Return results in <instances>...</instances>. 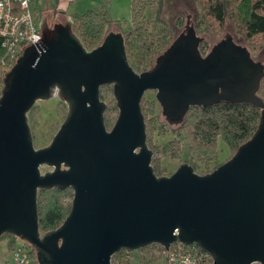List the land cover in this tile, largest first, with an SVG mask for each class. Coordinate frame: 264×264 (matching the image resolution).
I'll use <instances>...</instances> for the list:
<instances>
[{
  "label": "water",
  "instance_id": "water-1",
  "mask_svg": "<svg viewBox=\"0 0 264 264\" xmlns=\"http://www.w3.org/2000/svg\"><path fill=\"white\" fill-rule=\"evenodd\" d=\"M186 15V14H185ZM186 22L152 67L136 73L119 32L86 50L72 22L38 20L39 40L1 78L0 236L28 244L36 264H111L120 251L150 245L195 246L211 264H264V65L225 33L202 57V37ZM109 86L116 118L104 126ZM168 127L192 107L221 102L259 110L257 127L225 162L203 175L186 163L156 177L146 145L142 96ZM56 98L65 117L49 143L34 149L26 114ZM49 168L42 174L40 167ZM71 191L67 216L40 234L38 191Z\"/></svg>",
  "mask_w": 264,
  "mask_h": 264
},
{
  "label": "trees",
  "instance_id": "trees-1",
  "mask_svg": "<svg viewBox=\"0 0 264 264\" xmlns=\"http://www.w3.org/2000/svg\"><path fill=\"white\" fill-rule=\"evenodd\" d=\"M160 3L161 0H151L148 5L144 6L139 5V2H132V26L118 31L123 38L125 56L127 60H131L129 65L136 73L149 70L155 58L172 41L174 35L172 29L163 30L166 24L159 17ZM148 7L155 9L153 18L143 20L141 16V20L135 22L138 15H141ZM199 8L198 17L192 25L196 33L214 39L216 31L223 26L224 22H228L232 34L240 39L251 57L264 50V0H204L200 3ZM71 22L72 31L82 46L85 49H92L102 37L103 27L109 21L101 14L87 11L73 16ZM176 26L179 28L180 23H176ZM14 62L10 55L1 48L0 39V66L12 65ZM257 96L264 104V77L259 84ZM140 110L144 119L146 145L149 147L151 134L154 130L153 127L149 128L147 125L149 120L147 117L151 115V111H145L141 102ZM258 118L259 110L250 105L221 102L208 108L192 107L188 109L182 124L173 128L183 132L187 153L195 155L198 160L203 159L207 162L212 160L209 156L213 158L216 156L214 155L216 152L214 139L219 138L227 150L234 154L240 145L250 139L257 127ZM110 125L104 120L106 130L111 128ZM170 143L172 142L168 144ZM150 165L156 177L165 175L155 160H152ZM70 196L69 189L59 191L52 188L37 192L36 214L40 232L45 233L61 224L69 211V203H66L65 200ZM5 238L8 239L7 251H13L16 248L15 239L17 238L8 234L0 236V239ZM150 247L155 248V245H150L142 250ZM193 247L197 252L203 253L199 248ZM23 248L29 249V264H36L33 249L26 243ZM123 252L115 254L111 258L112 261ZM150 261L140 259L141 264H149ZM202 264H211V261L207 260Z\"/></svg>",
  "mask_w": 264,
  "mask_h": 264
},
{
  "label": "rangeland",
  "instance_id": "rangeland-1",
  "mask_svg": "<svg viewBox=\"0 0 264 264\" xmlns=\"http://www.w3.org/2000/svg\"><path fill=\"white\" fill-rule=\"evenodd\" d=\"M202 1L204 0H161L159 17L166 24L163 27V30H167L169 28L172 29L174 37L181 31L182 27L184 26L186 15H189V22L194 24L199 14V5ZM195 5L197 6L195 7ZM29 8L32 11L31 5ZM116 10L118 13L111 14V18L116 17L117 20H122V22L129 21V12H127L126 9L119 8ZM154 12L155 9L144 10L141 15H138V19L135 22H139L141 20V16L143 17V20H151L153 18ZM38 20L39 19L37 18V23ZM176 23H180L179 28H176ZM48 25L52 26V23H49ZM109 26L106 24L103 27L102 37L109 29ZM131 26L132 23L130 22L128 27ZM125 29L126 28H124V30ZM225 33L230 34L232 39L237 42V44L242 45L240 39H237L232 34L229 23L224 22L223 26L216 31V36L214 39H211L203 34L196 33L197 36L203 38V41L201 42V45L198 49L200 50V53L206 54L209 51L210 47L214 44L213 42L220 39ZM102 37L94 47H96L100 43ZM252 58L264 65V50L258 55H253ZM127 61L129 64H131V60ZM12 65L10 64L6 66H0V89L1 78ZM99 98L106 104V111L104 112L103 119L105 120V122L107 121L109 124H111L110 126H112L116 118L117 111L111 96V90L109 86H103L100 88ZM141 103L145 111H151V115L147 117V119H149L147 125L149 128L153 127L154 130L151 134L149 147H147L152 152L151 161L155 160L159 164L162 173L165 174L163 176H168L169 174H171L182 163H186L188 165L192 164L194 168L192 167V165L190 166L196 174H207L233 155L232 152L227 150L226 146L220 141V139L216 138L213 140V143L216 145V152L214 153V155H216L215 158L209 156L212 160H209L207 162L203 159L198 160L195 155L192 156L191 154L187 153V146L185 141L183 140V132H180L176 128L168 127L163 121V118L160 115V108L154 100V91L145 92L142 96ZM65 114V105L56 98L47 101H37L34 103L30 111L26 114L27 124L31 133L32 145L34 149L42 148L49 143L50 139L62 123ZM169 142L172 143L168 144ZM49 170V168H46L44 166L39 168L41 174ZM70 200L71 196L66 198L65 202L69 203L70 205ZM40 234H42V232H40ZM7 242L8 239L6 238L0 239V254L7 257L8 260L11 261L12 251H7ZM15 244L16 247L23 248L25 243L18 239H15ZM140 259L145 261L151 260L149 264H162V259L160 258V255L157 254V250L154 247L147 248L146 250L141 249L136 252L124 251L119 257L113 259V261L112 259H110V263L139 264Z\"/></svg>",
  "mask_w": 264,
  "mask_h": 264
},
{
  "label": "built area",
  "instance_id": "built-area-1",
  "mask_svg": "<svg viewBox=\"0 0 264 264\" xmlns=\"http://www.w3.org/2000/svg\"><path fill=\"white\" fill-rule=\"evenodd\" d=\"M31 0H0L1 48L15 61L27 46L39 40L37 19L30 10ZM162 264H202L210 260L207 254L197 252L193 246L173 244L164 251L155 245ZM29 249L16 247L12 251L11 264H29ZM211 261V260H210Z\"/></svg>",
  "mask_w": 264,
  "mask_h": 264
},
{
  "label": "crops",
  "instance_id": "crops-1",
  "mask_svg": "<svg viewBox=\"0 0 264 264\" xmlns=\"http://www.w3.org/2000/svg\"><path fill=\"white\" fill-rule=\"evenodd\" d=\"M151 0H31L32 11L36 19L42 17L46 22L56 24L63 23L66 19L80 15L87 11L101 14L108 20L109 29L105 32H118L124 30L131 22L132 2H139V5H148ZM126 9L129 12V21L122 22L116 17L111 18V14L118 13L116 9ZM146 9L154 10L153 7ZM145 9V10H146ZM56 11V12H55ZM119 15V14H118ZM0 264H11L7 257L0 254Z\"/></svg>",
  "mask_w": 264,
  "mask_h": 264
},
{
  "label": "flooded vegetation",
  "instance_id": "flooded-vegetation-1",
  "mask_svg": "<svg viewBox=\"0 0 264 264\" xmlns=\"http://www.w3.org/2000/svg\"><path fill=\"white\" fill-rule=\"evenodd\" d=\"M185 19H186V16H185ZM185 22H186V20H185ZM188 22H189V17H188ZM189 23H191V22H189ZM191 25H193V23H191ZM200 55L203 57L205 54H200Z\"/></svg>",
  "mask_w": 264,
  "mask_h": 264
},
{
  "label": "clouds",
  "instance_id": "clouds-1",
  "mask_svg": "<svg viewBox=\"0 0 264 264\" xmlns=\"http://www.w3.org/2000/svg\"><path fill=\"white\" fill-rule=\"evenodd\" d=\"M27 3V0H25V4Z\"/></svg>",
  "mask_w": 264,
  "mask_h": 264
}]
</instances>
